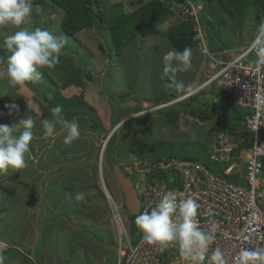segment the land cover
Returning <instances> with one entry per match:
<instances>
[{
	"label": "rangeland",
	"instance_id": "374dc122",
	"mask_svg": "<svg viewBox=\"0 0 264 264\" xmlns=\"http://www.w3.org/2000/svg\"><path fill=\"white\" fill-rule=\"evenodd\" d=\"M100 1L109 17L113 11L116 13L117 6H121L123 12L129 13L150 0ZM195 2L197 7L201 6L197 14L205 12L204 2ZM32 12L30 21L21 25V28L34 30L41 27L53 35L64 36L67 43L61 52L65 60H60L54 68L38 69L41 73L39 80L23 86H11L7 78H0V101L8 104V100L4 99L11 95L13 97L9 99V104L15 103L19 106L18 113L9 115L8 108L0 104V125H18L27 115L34 120L33 139L30 142V152L26 155L27 167L0 171V246L5 243L7 246L16 245L19 248L5 250L2 254L3 264H10L8 258L12 259V264H24L21 261V252L28 255L33 264H47L45 258H40L43 253L52 256L53 264H60V261L62 264H116L117 231L111 200L117 203L121 213L126 209L123 207L121 189L113 177L112 167L115 164L120 168L125 165V170L130 171L138 158L135 154L141 152L139 155L149 154L144 157L178 158L198 162L213 174L222 175L224 164L210 159L209 141L217 132L208 129L215 125L227 129L232 127L230 123L222 122L221 117L216 114L207 122L197 119L201 115L200 109L205 113V104H210L212 93L217 92L213 85L202 86V82L207 81L203 80L208 72L205 68L203 81L197 86L191 84L193 69L202 71L205 63L200 43L198 49L201 53H193L192 68L177 76V80L184 83V88L188 86L189 89L172 93L181 98L174 99L177 102L174 104L173 99L168 97L157 100L158 96L167 93L162 92V57L167 51L174 49L164 36L146 35L135 40L118 55L113 50L106 23H101V27L83 30L75 37H68L61 29L63 13L60 8H54L51 3L46 2L33 5ZM205 14L215 21L212 14L202 15ZM240 18L228 21V26L220 35L227 45L234 43L232 48L251 42L259 25L253 8H247L245 18ZM226 19L228 20L227 17ZM182 21V15H177L168 20L162 29L176 26ZM17 30L19 29L12 25L0 27V44L3 35L13 34ZM240 39L244 41L241 42ZM215 40L216 43L219 42L218 39ZM215 42L208 37L205 41L212 52H216ZM3 49L0 47L1 52ZM141 54L145 55L140 56ZM137 56L139 59L147 58V66L138 61ZM3 64L5 65L0 63V70L6 68L7 61ZM55 69L77 76L86 86L85 90L75 86L65 90L61 88L63 94L72 97L77 93H84L95 110L82 112L91 117L98 129L80 126L81 136L71 145L63 143L66 133L62 124L57 123L53 136H47L41 125L40 118L46 109L44 97L52 100L55 90H59L61 86L58 76L53 72ZM89 74L98 76L99 80H88L86 76ZM164 80L169 91H175L176 84L167 78ZM209 88L213 91L208 90ZM188 102L189 105L186 104ZM114 107L118 108L116 112L124 113L127 108L137 111L128 117H121L117 125L119 128L115 132L116 153L108 159L106 150L103 154V149L115 134L111 124ZM170 109L179 112L180 119L175 121L178 127L171 125L164 116ZM191 110H195L196 118ZM209 112L213 113L211 108ZM61 118L64 119V116ZM129 121L140 122L142 128L133 131L127 126ZM147 134L149 137H145ZM224 142L229 144L230 140L225 138ZM218 143L219 141L217 145ZM231 156L239 158L240 153L234 151ZM237 161L235 160L236 176L226 179L246 186L241 179L245 175V164ZM78 192H85L84 201L75 200V193ZM123 217L133 235L136 216L123 214ZM132 243H137L134 235Z\"/></svg>",
	"mask_w": 264,
	"mask_h": 264
},
{
	"label": "built area",
	"instance_id": "2783aa9c",
	"mask_svg": "<svg viewBox=\"0 0 264 264\" xmlns=\"http://www.w3.org/2000/svg\"><path fill=\"white\" fill-rule=\"evenodd\" d=\"M185 1V5H179L182 14H190L199 22L198 10L191 0ZM197 30L201 36L195 39L200 41L206 74L210 76L205 84L214 85L223 92L224 105L249 112L240 122L245 133L251 136L249 146L242 147L248 144L241 140L247 139L245 136L235 145L225 144L226 136L219 134V143L214 144L210 159L227 165L223 171L227 176H236L235 160L245 164V175L241 179L247 185L231 183L198 162L170 159L152 164L147 160L138 161L131 167L132 174L137 176L135 190L141 205L137 215L150 211L165 197H175L177 201L193 198L199 205L196 217L199 226L205 230L216 229V240L203 264H214L210 257L216 248L223 252L226 264H236L241 249H264V65L256 64L255 53L249 51L250 44L211 52L205 43L207 33L199 24ZM234 151L240 153L239 158L231 156ZM153 171L157 172L154 179L145 175ZM111 208L117 242L121 246L116 250V264H200L182 253L176 243L164 247L144 243L143 234L135 224L133 235L137 244L133 245V235L113 199ZM125 246L129 248L127 254L123 253Z\"/></svg>",
	"mask_w": 264,
	"mask_h": 264
},
{
	"label": "clouds",
	"instance_id": "9594fccd",
	"mask_svg": "<svg viewBox=\"0 0 264 264\" xmlns=\"http://www.w3.org/2000/svg\"><path fill=\"white\" fill-rule=\"evenodd\" d=\"M191 1L199 12L201 8L197 7L194 0ZM32 8L33 5L30 0H0V27L12 25L19 29L13 34L3 35L2 44H0V47L10 53L6 68L0 70V78H7L11 86H23L26 83L39 80L41 73L38 69L54 68L59 62L61 52L67 43L64 36L53 35L49 30L41 27L34 30L21 28V25L30 21L33 15ZM249 51L255 53L258 66L264 65V22L257 26L254 38L249 45ZM192 56L193 50L190 47H185L182 51L175 49L167 51L162 57L161 79L167 78L175 83L178 89L184 88V83L178 81L177 76L192 68ZM213 98L212 102L219 103ZM173 103L177 104L176 100L173 99ZM6 107L9 110V115L13 112H19V106L15 103L6 105ZM51 111L54 119H43L41 121L42 128L47 136H53L56 133L57 123H60L66 133L63 138L65 145H71L80 138L81 130L78 121L75 119L71 121L62 119L60 116L62 108L59 105L53 107ZM33 127L34 120L28 115L18 125H0V171L6 172L9 169L18 170L27 167L26 155L30 152ZM214 127L209 130L217 132L216 135L211 134L213 138L209 141L211 154L213 153L214 144L219 141V134H224L226 139L232 137L236 142L233 141L229 144L235 145L240 143V137L243 136L240 132L244 134L240 123L237 133L225 132L218 127H216V130ZM118 128L119 126L114 127V133ZM109 141H107V146ZM224 166L225 170L227 165L224 164ZM222 174L224 173L222 172ZM133 183L135 188L136 181ZM85 198V192L75 193L77 202H82ZM198 208L199 205L193 198L189 197L177 201L175 197H165L150 211L145 210L137 215L135 225L143 234L144 243L161 247L167 246L169 243H176L182 253L203 264L210 246L216 240V229L212 227L205 230L199 226L196 219ZM210 259L214 264H226L224 254L219 248L212 251ZM3 260V255L0 254V264H3ZM236 264H264V249H241L236 257Z\"/></svg>",
	"mask_w": 264,
	"mask_h": 264
},
{
	"label": "trees",
	"instance_id": "16d2710c",
	"mask_svg": "<svg viewBox=\"0 0 264 264\" xmlns=\"http://www.w3.org/2000/svg\"><path fill=\"white\" fill-rule=\"evenodd\" d=\"M202 1L204 2L203 4L205 10V12L203 13L212 14L215 21L210 20V18L206 16L207 14L202 15V12L198 14L199 22H197L196 18L190 14L184 16L179 5H185V0H150L149 2L129 13L123 12L121 6H117L115 9L116 13L113 11L112 16L109 15V17L106 16V12L104 11L102 7L103 5L100 0H30L32 5H42L46 2H49L54 8H60L63 13L60 24L61 29L68 37H75L83 30L93 28L95 26L101 27L103 26L101 23H106V27L112 40L114 48L113 50H115L118 55H120L124 51V49L131 45L135 40L141 39L146 35H162L177 51H182L185 47H190L193 52H195L198 49L199 43V41L195 39L197 35L198 24L201 25V28L208 34L209 39L214 42L217 41L215 39H218L219 42H215L217 47L215 48L216 52L227 50L230 49L231 45H233L234 43L231 42L230 46L227 45L220 38V35L221 32L228 26V21H235L239 17H241L240 19L245 18L247 8H253L256 11L257 23L260 24L261 22H264V0ZM177 15L183 16V21L180 24L162 29V26L168 20L176 17ZM226 17L228 18V20L226 19ZM240 41L243 42L244 40L240 39ZM217 44H221V46H218ZM9 55L10 53L6 49H3L2 52L0 51V63H5ZM60 60H65V58L60 55L59 61ZM53 72L56 76H58L57 78L60 80L61 86L59 90H55V94L53 95L52 100L49 101L47 97H44L46 101V109L42 112L40 119H54L51 110L53 107L59 105L62 108L60 116H64V120L71 121L75 119L76 121H78L80 126H88L92 129H98V125L94 124L91 117H87L82 112L90 109L95 111L94 107L91 106V104L86 100L84 93H77L72 97H66L61 90V88L65 90L72 86L79 88L81 87V90H85L86 86L84 85V83L77 76H73L72 74L67 73H61L59 69H55ZM48 77L50 78V76ZM86 78L88 80L96 81L98 76L95 77L94 75L91 76L89 74L86 76ZM166 92L167 93H163L162 95H160V97L158 96L157 100L164 99L166 97H168L169 99H175L177 98V96H179H174L172 94L173 92L169 90H167ZM218 95L219 92H213L212 98L214 97L213 99L219 103H214L212 101L209 102L210 104L206 103L205 110L207 111L203 113V110L200 109L201 115L197 119H199L200 121L202 120L203 122H207L211 120L215 114L219 115L221 117V121L230 123V127H232V129L230 130L227 128H218L225 132L237 133V128L239 126V123L244 119V114H247L249 112H243L237 108H229L227 105L221 103V98L216 97ZM1 104L3 105L4 101H2ZM186 104L189 105L190 102ZM210 108L213 113L209 112ZM117 109L118 108L114 107L112 114L113 116L111 118V124L113 127H116L118 125L122 116L128 117L134 114L135 111H137V109L127 108L123 113L116 112ZM191 111L193 117L196 118L197 114L195 110ZM164 116L171 123V125L173 124V126L178 127V125L175 124V121L180 119L179 112L177 110L170 109L165 112ZM128 123L129 124L127 126L133 129V131H139L142 128V124L140 122L129 121ZM214 128L217 130L216 127ZM240 134L247 138L246 143H248L242 145V147L249 146L248 141L250 140L251 136L248 133H245V131L244 134L242 132H240ZM145 137H149V135L147 134ZM116 138L117 135L115 133L110 139L108 146H106L107 149L105 150L108 159H111L112 155L116 153ZM140 153L141 152L135 154V156L138 157L135 159L136 162L147 160L150 163L154 164L160 162L163 159H168H158L153 156L144 157L149 154L144 153L139 155ZM123 167L124 165L122 166V168ZM156 173L157 172L153 171L151 173H146L145 175L148 177H152L156 176ZM220 176L228 178V176L224 174ZM133 178L135 179V181L137 180V176L134 175ZM20 254L23 258L21 261L24 264H33L32 260L28 256H26L22 252Z\"/></svg>",
	"mask_w": 264,
	"mask_h": 264
},
{
	"label": "crops",
	"instance_id": "0c3cea01",
	"mask_svg": "<svg viewBox=\"0 0 264 264\" xmlns=\"http://www.w3.org/2000/svg\"><path fill=\"white\" fill-rule=\"evenodd\" d=\"M200 8H201V6H200ZM172 19V18H171ZM130 47V45L127 47V48H129ZM176 50V49H175ZM196 51H198L199 53H200V51H199V49H197ZM195 51V52H196ZM124 52V51H123ZM195 52H193V53H195ZM124 54V53H123ZM145 54H141L140 56H144ZM192 58H194L193 56H192ZM137 59H138V61H140V62H143L142 64H144V65H146L147 66V64H146V61H147V58H145V59H139L138 58V56H137ZM200 64H202V62L200 63ZM2 65H4V64H2ZM204 65H205V63H203V70L201 71H199V70H196V69H193V74H194V76H193V80H192V82H191V84H192V86H197L198 84H200L201 83V81H202V76H203V74H204ZM196 66L198 67L199 66V63L198 64H196ZM195 68V67H194ZM142 71H143V69H142ZM197 74H199L197 77L195 76V75H197ZM195 77V78H194ZM163 81V86H164V90L162 89V92L163 91H167V90H170L169 88H168V86H166L165 84H166V80H164V79H162ZM168 83V82H167ZM171 84V83H170ZM185 86V85H184ZM213 88H216L217 89V92H219V95L218 96H216V97H218V98H221V103H223L222 101H224V99H225V96H224V94L221 92V90L219 89V88H217V87H215V86H213ZM185 89H189L188 88V86H186V88H182V89H178L177 87L174 89L175 91H173V93H176V92H179V93H181V90H185ZM208 90H210V91H213V89L212 88H209ZM154 92H156V87H155V89H154ZM15 93V92H14ZM8 96H10L9 98H5L4 100H8V104H6L5 102H4V104L2 105L1 104V102L3 101V100H1L0 101V104L2 105V107H6V105H9V99L11 98V97H13V96H11V95H7V97ZM3 111H1V113H2ZM221 128V127H220ZM211 129H213V127L211 128ZM210 130V128L208 129V131ZM210 136H212L211 134H210ZM210 140H212V138H210ZM229 140H230V142L229 143H232L234 140L232 139V137H230L229 138ZM234 142H236V141H234ZM212 144H213V142H212ZM211 144V145H212ZM236 172V171H235ZM231 177H234V176H231ZM48 239L50 240V238L48 237ZM4 245H1L0 246V254H3V252L5 251V250H7V249H17V250H19V248L15 245H10V246H7L5 243H3ZM24 254V253H23ZM43 254H44V256H43ZM43 254H41L40 255V258H42V259H44L45 258V260L47 261V264H53V262H54V260H53V258H52V256L50 255V254H47V253H43ZM26 256H28V255H26ZM37 257V256H36ZM38 258V257H37ZM40 258H38V259H40ZM52 258V259H51ZM51 260V261H50ZM8 261L10 262V264H12V259L11 258H8ZM70 262H71V260H69ZM14 262V261H13ZM100 263V262H99ZM60 264H62L61 263V261H60Z\"/></svg>",
	"mask_w": 264,
	"mask_h": 264
},
{
	"label": "water",
	"instance_id": "95a60500",
	"mask_svg": "<svg viewBox=\"0 0 264 264\" xmlns=\"http://www.w3.org/2000/svg\"><path fill=\"white\" fill-rule=\"evenodd\" d=\"M112 174L121 189L123 201L128 213L133 216L137 215L141 205L132 178L127 176L117 164L112 167Z\"/></svg>",
	"mask_w": 264,
	"mask_h": 264
},
{
	"label": "bare ground",
	"instance_id": "6f19581e",
	"mask_svg": "<svg viewBox=\"0 0 264 264\" xmlns=\"http://www.w3.org/2000/svg\"><path fill=\"white\" fill-rule=\"evenodd\" d=\"M201 26V25H200ZM202 27V26H201ZM203 30V29H202ZM204 31V30H203ZM201 36V33H198V30H197V35H196V37L195 38H198V37H200ZM207 37H208V34H207ZM197 40V39H196ZM199 41V40H198ZM199 43H200V41H199ZM198 43V44H199ZM248 44H250V42L248 43L247 42V44L246 45H248ZM241 46H245V44H243V45H241ZM233 47V46H232ZM230 48V49H234V48ZM238 47H240V46H238ZM228 50V49H227ZM223 51V50H222ZM212 52V51H211ZM217 52H219V51H217ZM206 79H210V76L209 75H207L205 78H203V80H206ZM202 80V81H203ZM201 81V82H202ZM202 86H206V84H205V82L203 83L202 82ZM245 112H248V111H245ZM242 141H244V142H246V139H241ZM249 142V141H248ZM106 146H107V144H106ZM106 146L104 147V149H103V154H104V151H105V149H106ZM163 160H169V159H163ZM122 169V168H121ZM171 169V171H174L175 172V169H173V168H170ZM123 170V169H122ZM174 172H171V173H174ZM161 173H163V172H161ZM167 174H171V173H168V172H166ZM149 177H151V176H149ZM156 176H152L151 178L152 179H154ZM133 180V179H132ZM135 180H133V182H134ZM124 207H125V209H126V206L124 205ZM124 209V208H123ZM128 215V216H133V215H130L129 213H128V211H127V209L126 210H123V213H122V215ZM135 216V215H134ZM131 222V221H130ZM116 225V224H115ZM116 231H117V229H116ZM117 244L118 245H116V250H119V247H121V246H119V242H117ZM137 244V243H136ZM129 252V248L127 247V246H125L124 247V249H123V253H125V254H127ZM117 261V260H116Z\"/></svg>",
	"mask_w": 264,
	"mask_h": 264
},
{
	"label": "flooded vegetation",
	"instance_id": "af4514ba",
	"mask_svg": "<svg viewBox=\"0 0 264 264\" xmlns=\"http://www.w3.org/2000/svg\"><path fill=\"white\" fill-rule=\"evenodd\" d=\"M125 168H126V166L124 165V167L122 169L125 171L126 175L133 178L134 175L132 174V171L131 170L130 171H127V170H125ZM133 180H135V179L133 178Z\"/></svg>",
	"mask_w": 264,
	"mask_h": 264
}]
</instances>
